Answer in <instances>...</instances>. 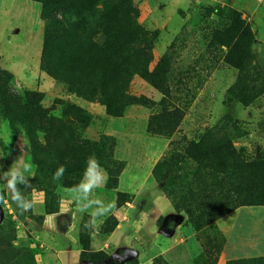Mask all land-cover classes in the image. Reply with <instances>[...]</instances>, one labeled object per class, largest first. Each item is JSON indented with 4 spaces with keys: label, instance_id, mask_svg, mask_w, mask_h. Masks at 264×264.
<instances>
[{
    "label": "rangeland",
    "instance_id": "1",
    "mask_svg": "<svg viewBox=\"0 0 264 264\" xmlns=\"http://www.w3.org/2000/svg\"><path fill=\"white\" fill-rule=\"evenodd\" d=\"M87 1L90 7L77 11L60 8L57 13L58 7L53 6L51 15L62 17L72 41L76 37L74 49H62L49 37L48 26L41 19V4L0 0V70L15 77V93H43V105L54 109L53 116L61 117L66 111L71 115L69 106L85 112L86 124L83 130L79 128L83 138L98 143L94 155L105 175V182L90 196L77 197L79 206L86 209L80 213L67 188L56 183L52 189L45 176L39 177L24 127L20 120L6 118L0 102V170L7 171L18 161L29 185L26 189L19 186L21 194L33 203L29 211L21 212L8 189L0 186V196L8 201L0 203V264H91L95 255L109 257L104 264H153L155 260L212 264L214 258L208 262L206 256L210 249L218 256L216 264L264 256V207L238 208L196 231L186 212L176 211L163 192L170 172L161 166H172L173 159L174 163L180 161L177 155L183 157L191 142L208 137L210 141L229 137L251 157L263 153L264 94L248 108L230 96L228 91L236 84L239 71L224 62L226 49L216 50L210 45V33L220 30L224 22L216 16L207 18L206 11L225 6L243 14L254 35L251 49L256 61L252 67L262 68L260 86L264 88V0ZM120 22L134 23L135 33L110 32L112 25ZM83 31L90 33L84 35ZM88 39L95 46H105L100 63L105 70H113L114 63L128 70L114 74L133 97L121 117L107 115V100L100 96L99 87L90 84L95 83L91 78L81 84L75 82V73L99 65L91 61L92 55L90 59L84 55L80 44L86 49ZM46 41L47 66L58 77L41 67ZM146 52L151 55L148 65ZM165 56L170 59L168 68H160L155 74ZM249 74L253 77L254 70ZM139 98L144 99L143 105L137 103ZM40 139L43 142V136ZM158 163L164 174L159 180L154 174ZM182 166L192 168L195 163L186 158ZM145 185H152L154 193L165 196L187 221L180 224L174 218H159L163 240L141 243L139 233L132 231V242L114 245L108 238L119 223L116 211L127 203L144 210L139 199L146 193ZM198 185L177 190L174 197L181 207H189ZM229 196L235 197L232 193ZM96 200L111 202L115 208L100 218L93 235L84 224L89 213L100 206L93 203L88 207ZM146 206L152 207V203ZM145 234L151 239L150 233Z\"/></svg>",
    "mask_w": 264,
    "mask_h": 264
},
{
    "label": "trees",
    "instance_id": "2",
    "mask_svg": "<svg viewBox=\"0 0 264 264\" xmlns=\"http://www.w3.org/2000/svg\"><path fill=\"white\" fill-rule=\"evenodd\" d=\"M32 1L42 5L41 19L48 26L49 37L52 36L62 49H74L76 37L72 41L69 36L70 31L65 26L63 18L59 15H51L52 8L57 6V13L61 12L60 8L67 12L77 11L89 8V1ZM207 9V18L216 16L224 22V26L220 30L217 29L210 33V45L214 46L216 50L226 49L224 62L239 71L236 84L228 92L241 105L248 108L264 94V88L260 86L263 70L252 67L256 61L251 49L254 42L253 32L239 11L225 6ZM101 26L105 31V25L102 23ZM112 26L114 27L108 28H110V32L116 34L135 33L137 29V26L132 22H120ZM77 30H80V27L77 26ZM89 33L83 31L84 35ZM76 34L78 35V33ZM80 45L83 47L84 55L88 59H90L89 55H92L91 61L98 62L99 65L83 69L79 74L75 73V78L78 77L75 82L81 84L91 78L95 83L89 80L90 84L96 88L99 87L100 96L107 100L104 104L107 115L115 118L121 117L125 111L126 103L130 100L133 102V97L128 95L124 81L114 74L119 75L128 72V70L114 63L113 70L107 71L100 65L105 56L104 45L95 46L89 42V39L86 45L88 48L85 49L84 44ZM146 46L149 45L146 44ZM48 48V41H46L41 67L43 71H48L54 77H58L48 69ZM150 57V53L146 52L144 57L146 65L151 62ZM169 63L170 59L165 56L154 73H158L160 68H166ZM252 70H254L253 77L249 74L252 73ZM165 71L167 72V70ZM14 81L15 77L12 74L0 70L1 106L5 110L6 118L10 121L20 120L24 127L30 141L32 160L37 166L39 177L45 176L52 189L56 188V183L67 189L79 183L85 170L87 158L95 154L98 148L96 141L83 138V131H81V127L79 128L82 126L83 130L86 124L85 112L76 106H69L71 115H67L69 112L66 111L62 113L61 117L53 116L54 109L43 105L45 99L43 93L29 90L15 93ZM112 96L115 98L111 99ZM139 102L143 105L144 99L139 98L137 103L139 104ZM40 136H43V142H41ZM209 139L210 137L203 138L199 142H191L184 150L183 157L177 155L180 157V161L174 163L176 158L173 159L172 166L166 163L161 164L170 172V177L165 178V183L162 186L163 192L171 200L176 211L186 212L196 231H200L206 225H212L211 220L227 215L238 208L264 207V151L257 157H251L246 154L244 149L237 148L229 137L222 139L214 137L213 141ZM186 158L195 163V166L192 168L183 167V160ZM177 164L179 165L175 166ZM60 166H64L66 171L61 179L54 180L53 175ZM154 174L157 175V180L164 177L163 172H160V164L155 167ZM203 175L212 179H206ZM209 180L210 182H208ZM196 183L199 184L195 189L197 193L195 192L194 197L189 201V207H181L174 197L177 190L187 191ZM229 193L235 197L229 196ZM183 204L185 203L183 202ZM206 254L209 258L208 262L214 258L212 264L217 263L218 256L215 250H207ZM95 256L91 264H104L109 259V257ZM158 262L167 264L164 260H155L153 264ZM227 264H264V256L238 259Z\"/></svg>",
    "mask_w": 264,
    "mask_h": 264
},
{
    "label": "clouds",
    "instance_id": "3",
    "mask_svg": "<svg viewBox=\"0 0 264 264\" xmlns=\"http://www.w3.org/2000/svg\"><path fill=\"white\" fill-rule=\"evenodd\" d=\"M26 168L27 166H25V169ZM65 171L66 169L64 166H60L54 173L53 179H61ZM104 182V172L101 169L97 158L93 154L86 160L85 170L79 183L67 189V192L71 196V199L76 203V208L80 213H84L86 209L79 206V199H86L93 193L95 188L99 187ZM21 185L24 189L29 186L28 180L24 175V171L19 167L18 161L14 162L7 171L0 170V186L7 188L11 193L12 202L16 204L21 212H26L33 207V203L21 194V187H19ZM77 197H79V199H77ZM0 203L7 204L8 201L0 196ZM93 203L100 206L89 213L90 218L84 224V228L89 229L90 234L94 235L99 228L100 218L108 216L115 208V205L111 202L104 203L103 201L96 200L89 202L88 207H92Z\"/></svg>",
    "mask_w": 264,
    "mask_h": 264
},
{
    "label": "crops",
    "instance_id": "4",
    "mask_svg": "<svg viewBox=\"0 0 264 264\" xmlns=\"http://www.w3.org/2000/svg\"><path fill=\"white\" fill-rule=\"evenodd\" d=\"M143 188L146 193L139 200L145 206L144 210L138 211L127 203V206H123L116 211L119 223L113 234L108 238V241L114 245L124 246L132 242V231L139 233L138 240L141 243L150 242L149 244L151 245L154 241L163 240L164 231L162 230L163 228L158 226L159 218H174L172 220L180 224L187 221L186 215L184 213H176L165 196H158L154 193L155 190H153L152 185H145ZM151 203L152 207L146 206V204ZM177 226L179 225L177 224ZM179 228H182V226L180 225ZM145 233H150L151 239ZM164 254L163 252L161 255Z\"/></svg>",
    "mask_w": 264,
    "mask_h": 264
},
{
    "label": "water",
    "instance_id": "5",
    "mask_svg": "<svg viewBox=\"0 0 264 264\" xmlns=\"http://www.w3.org/2000/svg\"><path fill=\"white\" fill-rule=\"evenodd\" d=\"M0 222H1V219H0Z\"/></svg>",
    "mask_w": 264,
    "mask_h": 264
}]
</instances>
